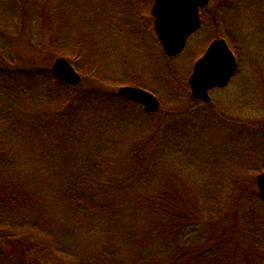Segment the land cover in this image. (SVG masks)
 <instances>
[{
    "label": "trees",
    "instance_id": "16d2710c",
    "mask_svg": "<svg viewBox=\"0 0 264 264\" xmlns=\"http://www.w3.org/2000/svg\"><path fill=\"white\" fill-rule=\"evenodd\" d=\"M132 1L139 21H113L117 0H0V242L17 243L22 264H264V199L252 188L264 162L242 151L258 134L196 107L187 82L181 96L168 75L112 73L99 55L126 35L132 44L140 24L169 62L153 0ZM16 41L33 48L25 67ZM55 57L80 84L54 76ZM124 85L160 97L159 110L118 97ZM191 122L212 138L194 139ZM212 145L219 160L198 167Z\"/></svg>",
    "mask_w": 264,
    "mask_h": 264
},
{
    "label": "rangeland",
    "instance_id": "374dc122",
    "mask_svg": "<svg viewBox=\"0 0 264 264\" xmlns=\"http://www.w3.org/2000/svg\"><path fill=\"white\" fill-rule=\"evenodd\" d=\"M117 1L120 6H129L130 10L120 13V6H117L115 11L117 15L114 20L112 18L110 21H139L136 3L131 2V0ZM141 7L145 11L144 6L141 5ZM202 11V21L204 22L201 28L189 39L182 54L174 58L168 57L169 62L163 60L158 47L155 45L153 34L151 32L146 33L140 24L131 27V38L134 40L132 44L129 43L130 36L126 35L118 38L116 44L107 46L106 51L102 53L103 55H99L106 59L112 73L134 70L142 74L144 70L145 72L152 70L157 71L161 77L168 75L167 77L173 80L176 94L179 91V94L183 96L184 92L180 82L189 84L194 63L202 57L209 44L215 39H225L237 56L238 70L228 86L216 89L211 93L210 107L202 101L196 107L209 111L213 110V106L219 107L221 111L225 110L229 116L238 119L247 128L249 127L252 135L258 134L251 143L250 140L243 143L242 151L258 162H264V134L260 133L264 127V0H210V3ZM136 27L138 28L135 29ZM135 43H142L145 53L138 51L134 46ZM28 45L29 43L18 41L14 44L15 63L20 67H25L27 62L32 59L31 50L33 48ZM1 57L2 55H0ZM58 58L51 59L49 65L47 63L49 68L52 69L53 63ZM152 78L157 81L155 76H142V80L156 84ZM120 87L115 88L116 93ZM160 90L161 97H166V89L160 88ZM158 98L160 99V97ZM202 119H204L203 116L198 118V120ZM186 126L188 132L195 134L194 139L198 137L202 139V144L212 138L210 134L201 135L198 132V128H200L198 122H191ZM186 144L191 146L189 141ZM193 147L200 152L205 149L197 142ZM193 147L190 151L196 153ZM209 150L208 154L210 155L207 156L204 152L205 157L201 164L199 161L197 162L198 167L209 170L219 160L217 148L212 145ZM200 154L202 155V153ZM258 176L254 178L255 183L252 188L259 192ZM0 264H22L17 243L0 242Z\"/></svg>",
    "mask_w": 264,
    "mask_h": 264
},
{
    "label": "water",
    "instance_id": "95a60500",
    "mask_svg": "<svg viewBox=\"0 0 264 264\" xmlns=\"http://www.w3.org/2000/svg\"><path fill=\"white\" fill-rule=\"evenodd\" d=\"M210 0H154L152 15L156 33L165 53L176 56L186 47L188 38L200 26V11ZM238 70V59L225 39L210 43L202 57L193 66L189 84L193 97L202 102L211 100L210 93L216 88L229 85ZM54 76L61 82L78 85L82 78L72 64L59 57L52 65ZM120 98L140 104L147 112H156L160 100L152 92L134 86H123L117 91ZM257 185L264 199V172L257 178Z\"/></svg>",
    "mask_w": 264,
    "mask_h": 264
},
{
    "label": "flooded vegetation",
    "instance_id": "af4514ba",
    "mask_svg": "<svg viewBox=\"0 0 264 264\" xmlns=\"http://www.w3.org/2000/svg\"><path fill=\"white\" fill-rule=\"evenodd\" d=\"M201 27V26H200ZM200 27H199V29H200Z\"/></svg>",
    "mask_w": 264,
    "mask_h": 264
}]
</instances>
